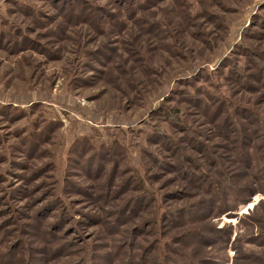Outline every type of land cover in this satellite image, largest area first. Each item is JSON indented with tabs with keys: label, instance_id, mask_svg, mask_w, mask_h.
Returning <instances> with one entry per match:
<instances>
[{
	"label": "rangeland",
	"instance_id": "1",
	"mask_svg": "<svg viewBox=\"0 0 264 264\" xmlns=\"http://www.w3.org/2000/svg\"><path fill=\"white\" fill-rule=\"evenodd\" d=\"M0 264H264V0H0Z\"/></svg>",
	"mask_w": 264,
	"mask_h": 264
}]
</instances>
